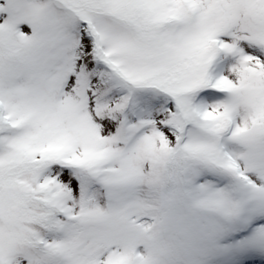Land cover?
Instances as JSON below:
<instances>
[{
  "label": "snow or ice",
  "instance_id": "6c2138e0",
  "mask_svg": "<svg viewBox=\"0 0 264 264\" xmlns=\"http://www.w3.org/2000/svg\"><path fill=\"white\" fill-rule=\"evenodd\" d=\"M0 264H264V0H0Z\"/></svg>",
  "mask_w": 264,
  "mask_h": 264
}]
</instances>
